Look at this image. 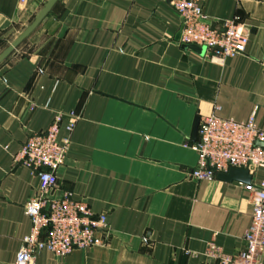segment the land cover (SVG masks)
<instances>
[{"label": "crops", "instance_id": "obj_1", "mask_svg": "<svg viewBox=\"0 0 264 264\" xmlns=\"http://www.w3.org/2000/svg\"><path fill=\"white\" fill-rule=\"evenodd\" d=\"M48 1L0 0V51ZM202 7L213 27L245 25L243 54L217 64L180 43L169 0H55L0 62V264H15L31 225L23 207L38 185L15 155L56 112L70 111L79 119L58 186L104 212L109 234L64 256L41 250L34 264H214L203 255L207 241L229 254L244 248L247 186L264 170L249 171L250 182L196 180L189 145L212 113L244 121L256 108L264 129V0Z\"/></svg>", "mask_w": 264, "mask_h": 264}, {"label": "built area", "instance_id": "obj_2", "mask_svg": "<svg viewBox=\"0 0 264 264\" xmlns=\"http://www.w3.org/2000/svg\"><path fill=\"white\" fill-rule=\"evenodd\" d=\"M169 2L180 17V43L205 47L209 60L217 64L245 52L248 35L242 22L224 20L220 28L213 27L204 14L203 0ZM260 64L264 70V58ZM255 111L256 108L244 121L213 113L199 118L197 138L189 145L197 154L190 173L194 179L212 180L230 168L264 170V129L257 125ZM78 119L79 114L74 111L56 112L47 129L31 134L15 155V161L38 179L34 195L23 207L31 225L22 239L15 264H34L35 254L41 250L64 256L74 249L106 241L109 234L106 214H95L87 201L75 199L70 190L58 186L57 170L65 161ZM62 121L66 134L59 137ZM247 187L251 220L243 233L244 248L229 254L213 240L207 241L203 255L214 264H264V180Z\"/></svg>", "mask_w": 264, "mask_h": 264}, {"label": "water", "instance_id": "obj_3", "mask_svg": "<svg viewBox=\"0 0 264 264\" xmlns=\"http://www.w3.org/2000/svg\"><path fill=\"white\" fill-rule=\"evenodd\" d=\"M55 0H49L37 17L31 22V24L21 32L1 53H0V62L7 57L26 37L27 35L39 24L42 18L46 15L52 4ZM180 30L177 34V39L179 38ZM186 47L194 49L199 52H204L205 47H199L196 45H187ZM197 125L195 127V134H196ZM220 178L225 180L231 179H241L244 182H250V174L248 169H241V168H230L226 173H218Z\"/></svg>", "mask_w": 264, "mask_h": 264}, {"label": "rangeland", "instance_id": "obj_4", "mask_svg": "<svg viewBox=\"0 0 264 264\" xmlns=\"http://www.w3.org/2000/svg\"><path fill=\"white\" fill-rule=\"evenodd\" d=\"M2 51H0V53H1Z\"/></svg>", "mask_w": 264, "mask_h": 264}]
</instances>
